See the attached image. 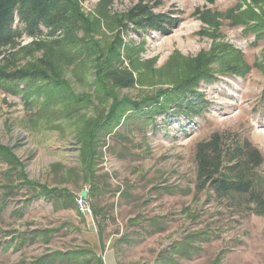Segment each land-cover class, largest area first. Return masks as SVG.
<instances>
[{
	"label": "rangeland",
	"instance_id": "1",
	"mask_svg": "<svg viewBox=\"0 0 264 264\" xmlns=\"http://www.w3.org/2000/svg\"><path fill=\"white\" fill-rule=\"evenodd\" d=\"M72 1V23L29 34L16 16L20 37L0 47V65L14 61L13 70L56 54L62 76L0 88V143L20 163L0 157V264H39L54 251L75 254L53 264H99L105 246L119 264H264V216L218 198L196 160L215 136L224 151L248 140L263 157L264 189V36L255 32L264 34V0ZM106 59L132 61L138 83L98 88L94 63ZM112 102L124 111L114 121ZM136 106H149V118L134 119ZM94 122L104 127L91 174L78 140ZM25 181L70 191L76 208ZM83 192L92 219L78 208ZM43 229L54 233L36 236Z\"/></svg>",
	"mask_w": 264,
	"mask_h": 264
},
{
	"label": "trees",
	"instance_id": "2",
	"mask_svg": "<svg viewBox=\"0 0 264 264\" xmlns=\"http://www.w3.org/2000/svg\"><path fill=\"white\" fill-rule=\"evenodd\" d=\"M74 11L75 6L72 0H0V47L7 43H13L14 40L20 37L21 31L15 29L14 26L16 16H19L25 23V30L29 34H35L38 33L39 28L46 23L59 24L56 20L60 18H63L60 24H68V16L72 23L73 19L71 14H73ZM255 20L260 22L256 14ZM262 28H264V25ZM255 32L260 35V38H263L264 34L262 35L259 29ZM37 47L40 48V45H37ZM53 48L54 46L51 44L46 47V51ZM58 59L59 57L56 54H45L43 59L36 61L34 64H27V66L17 70L11 68L15 67L14 61H7L4 65H0V88L8 92H15V90L20 88V84L22 83L33 84L35 82L58 81L62 77L60 71L56 68L57 65H55ZM107 61V59L104 62H100L99 60L94 63L95 73L99 78L98 88L107 92L105 87L108 83L121 88H133L138 83L132 61H130L131 65L129 67L122 65V62L117 66L112 64L107 66L105 65ZM194 62L196 68H198L200 66L198 65L199 60L196 59ZM101 76H103V78ZM109 95L112 96L113 94L110 93ZM120 104L121 103L118 102L111 103V108L107 115L110 120L114 121L113 119L117 118V113L123 115L124 111L120 110V107H118ZM78 108L79 107L74 104V108H70V111L67 110V113ZM146 108L145 111H143L142 107L136 106V115H132V117L134 119H139V116H142L143 119L149 118L151 114L150 107L146 106ZM140 111H142V113L138 114ZM122 115H119L120 117L118 119L120 120L115 121L114 125H111V123L105 125L108 134L112 133L116 127L120 125ZM88 124H90V122H88ZM102 127H104L102 123H92L89 126L85 139L82 141L78 140L80 144L82 143L84 145L80 148L82 153L81 160L85 162L84 169H86L87 172L91 171V174L96 171L94 169L96 163V147L94 148L93 142L99 140V136L98 138L96 136L97 134L99 135ZM0 157L5 158L4 160H6L7 164L19 163L12 149L1 143ZM196 158L198 163V180L202 182L204 186L211 187L218 198L234 200L239 208L246 206L253 213L264 216L263 178L259 176L257 172V169L263 163V157L261 152L248 140L244 141L242 145H237L233 149H230V151H224L219 139L215 136L212 140L200 143L197 146ZM22 175L24 176V173ZM25 182L35 191L38 190V188L41 189L40 194L43 196L47 197L49 194H57L56 204H59V207L76 208L74 196L70 191L64 189H53L49 191L47 187L38 183H33L31 181ZM52 233H54V230L51 231L48 229L35 232L36 236L41 234L51 236ZM74 254L72 252L65 253L54 251L48 253L45 257H41L38 263L53 264L55 261L64 260ZM94 259H96L99 264H103L102 258H96L94 256Z\"/></svg>",
	"mask_w": 264,
	"mask_h": 264
},
{
	"label": "crops",
	"instance_id": "3",
	"mask_svg": "<svg viewBox=\"0 0 264 264\" xmlns=\"http://www.w3.org/2000/svg\"><path fill=\"white\" fill-rule=\"evenodd\" d=\"M104 264H119L118 259L116 257V252L114 249L105 246L103 257H102Z\"/></svg>",
	"mask_w": 264,
	"mask_h": 264
},
{
	"label": "built area",
	"instance_id": "4",
	"mask_svg": "<svg viewBox=\"0 0 264 264\" xmlns=\"http://www.w3.org/2000/svg\"><path fill=\"white\" fill-rule=\"evenodd\" d=\"M77 205L82 215L87 216V218L92 219L91 209L89 204L86 200V197L79 195V199H77Z\"/></svg>",
	"mask_w": 264,
	"mask_h": 264
},
{
	"label": "water",
	"instance_id": "5",
	"mask_svg": "<svg viewBox=\"0 0 264 264\" xmlns=\"http://www.w3.org/2000/svg\"><path fill=\"white\" fill-rule=\"evenodd\" d=\"M82 196H83V197H86V196H87V193H86V192H83V193H82Z\"/></svg>",
	"mask_w": 264,
	"mask_h": 264
}]
</instances>
